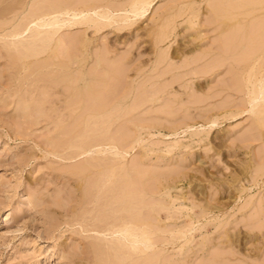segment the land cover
Segmentation results:
<instances>
[{
    "label": "rangeland",
    "instance_id": "obj_1",
    "mask_svg": "<svg viewBox=\"0 0 264 264\" xmlns=\"http://www.w3.org/2000/svg\"><path fill=\"white\" fill-rule=\"evenodd\" d=\"M138 2L0 0V264H264V0Z\"/></svg>",
    "mask_w": 264,
    "mask_h": 264
},
{
    "label": "bare ground",
    "instance_id": "obj_2",
    "mask_svg": "<svg viewBox=\"0 0 264 264\" xmlns=\"http://www.w3.org/2000/svg\"><path fill=\"white\" fill-rule=\"evenodd\" d=\"M138 1H139V2H138L139 5H140V1H141V0H138ZM253 2H254V1H253ZM136 3H137V2H136ZM141 3H142V2H141ZM142 4H146V3L144 2V3H142ZM248 4H251V3H248ZM253 4H254V3H253ZM246 5H247V4H246ZM259 5H260V4H259ZM137 6H138V5H137ZM137 6H135V8H136ZM141 6H142V5H141ZM139 7H140V6H139ZM249 7H250V6H249ZM256 8H257V7H256ZM259 8H260V7H259ZM140 9H141V7H140ZM140 9L136 8V9H133V11H134V10H139V11H135V12L139 13V12H140ZM227 11H228V10H227ZM232 11H233V10H232ZM226 17H227V16H226ZM229 17H230V16H229ZM239 27H240V26H239ZM251 78H252V77H251ZM256 79H257V78H256ZM260 80H261V79H260ZM251 82H252V81H251ZM257 82H258V80H257ZM257 82H256V83H257ZM259 82H261V81H259ZM248 83H249V82H247V84H248ZM261 83L263 84L264 81L261 82ZM250 84H251V83H250ZM257 84H258V83H257ZM257 84H255V85H257ZM262 84H261V85H262ZM255 85H254V86H255ZM257 86H259V85H257ZM259 88L261 89V87H259ZM263 88H264V86H263ZM263 88H262V93H263V95H264V91H263L264 89H263ZM260 89H258V87H257V90H259V92H261ZM257 90H256V91H257ZM251 91H253V89H252ZM251 94H252V93H251ZM253 94H254V93H253ZM263 95L261 94V97L264 99ZM257 96H258V94H257ZM259 96H260V93H259ZM250 97H251V96H250ZM252 97L254 98V96H252ZM252 97H251V98H252ZM261 97H259V98H261ZM256 98H257V97H256ZM262 98H261V99H262ZM263 99H262V104L264 103V102H263ZM251 100H252V99H251ZM249 101H250V99H249ZM255 101H256V99H255V100L253 99V102H255ZM258 101H260V99H259ZM258 101H257V102H258ZM250 103H251V102H250ZM254 108H256V106H255ZM259 108H260V107H259ZM251 112H252V111H251ZM261 114H262V113H261ZM260 119H261V118H260ZM262 121H264V119H263ZM130 224H131V223H130ZM121 225H122V224H121ZM127 225H128V224H127ZM126 227H127V226H126ZM111 229H112V228H111ZM119 230H120V229H119ZM125 231H126L125 229H122V233L125 232ZM132 231H133V230H131L130 232H132ZM111 232H112V231H111ZM119 232H120V231L117 230V233H119ZM127 232H128V231H126V234H127V236H128V235H129V232H128V233H127ZM132 233H137L138 235L141 234V235H139L140 237L137 236L138 238H143L144 235H145V237H146V234H142V232H141V233L136 232V230H134V232H132ZM132 233H131V234H132ZM123 234H124V233H123ZM229 235H230V234H228V237H229ZM132 236L135 237L136 234H135V235L132 234ZM132 236H130V239H129V240H131V237H132ZM128 238H129V236H128ZM147 238H148V236H147ZM226 238H227V237H226ZM133 239L136 240V238H133ZM133 239H132V240H133ZM149 239H150V238H149ZM140 240H141V239H139V241H140ZM231 240H232V239H231ZM136 241L139 243L138 240H136ZM129 242H133V243H132L133 246L136 245V242L134 243V241H129ZM141 242H142V241H141ZM130 244H131V243H130ZM137 245H138V244H137ZM137 245H136V246H137ZM131 246H132V245H131ZM131 248H132V247H131ZM134 248H135V247H134Z\"/></svg>",
    "mask_w": 264,
    "mask_h": 264
}]
</instances>
